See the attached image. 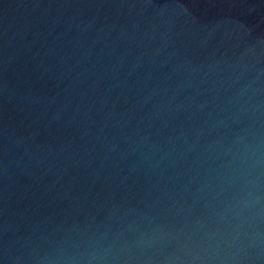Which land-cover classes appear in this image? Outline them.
I'll return each instance as SVG.
<instances>
[{"label": "water", "instance_id": "obj_1", "mask_svg": "<svg viewBox=\"0 0 264 264\" xmlns=\"http://www.w3.org/2000/svg\"><path fill=\"white\" fill-rule=\"evenodd\" d=\"M0 264H264V0H0Z\"/></svg>", "mask_w": 264, "mask_h": 264}]
</instances>
